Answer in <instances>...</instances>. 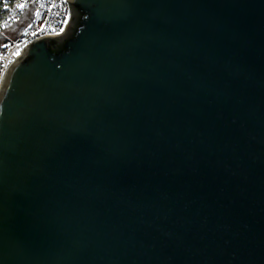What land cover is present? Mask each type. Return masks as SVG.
Wrapping results in <instances>:
<instances>
[{"label": "water", "instance_id": "obj_1", "mask_svg": "<svg viewBox=\"0 0 264 264\" xmlns=\"http://www.w3.org/2000/svg\"><path fill=\"white\" fill-rule=\"evenodd\" d=\"M0 85V264H264V0H68Z\"/></svg>", "mask_w": 264, "mask_h": 264}, {"label": "built area", "instance_id": "obj_2", "mask_svg": "<svg viewBox=\"0 0 264 264\" xmlns=\"http://www.w3.org/2000/svg\"><path fill=\"white\" fill-rule=\"evenodd\" d=\"M70 17L68 0H0V34L4 35L0 85L10 64L28 44L43 35L63 33ZM22 21L24 25L18 29L16 25Z\"/></svg>", "mask_w": 264, "mask_h": 264}, {"label": "trees", "instance_id": "obj_3", "mask_svg": "<svg viewBox=\"0 0 264 264\" xmlns=\"http://www.w3.org/2000/svg\"><path fill=\"white\" fill-rule=\"evenodd\" d=\"M23 25H24V21L20 22V23H19L18 25H16V26H17L18 29H21Z\"/></svg>", "mask_w": 264, "mask_h": 264}, {"label": "rangeland", "instance_id": "obj_4", "mask_svg": "<svg viewBox=\"0 0 264 264\" xmlns=\"http://www.w3.org/2000/svg\"><path fill=\"white\" fill-rule=\"evenodd\" d=\"M6 32H8V30H7ZM8 33H9V32H8ZM3 39H4V35H3V34H0V45H1V43L3 42Z\"/></svg>", "mask_w": 264, "mask_h": 264}, {"label": "snow or ice", "instance_id": "obj_5", "mask_svg": "<svg viewBox=\"0 0 264 264\" xmlns=\"http://www.w3.org/2000/svg\"><path fill=\"white\" fill-rule=\"evenodd\" d=\"M20 7H23V5H19Z\"/></svg>", "mask_w": 264, "mask_h": 264}]
</instances>
